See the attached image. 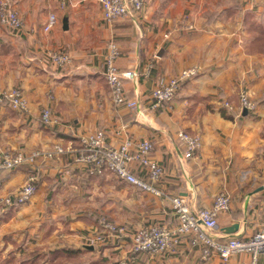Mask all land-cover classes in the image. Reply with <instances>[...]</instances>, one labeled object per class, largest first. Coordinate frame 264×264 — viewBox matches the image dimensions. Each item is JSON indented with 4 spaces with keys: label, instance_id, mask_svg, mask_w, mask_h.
I'll return each mask as SVG.
<instances>
[{
    "label": "crops",
    "instance_id": "obj_1",
    "mask_svg": "<svg viewBox=\"0 0 264 264\" xmlns=\"http://www.w3.org/2000/svg\"><path fill=\"white\" fill-rule=\"evenodd\" d=\"M11 1L25 28L16 33L0 25V90H22L29 111L0 105V160L5 151L30 154L50 151L57 144L73 151L53 160L39 158L34 168L23 165L1 181L0 196H5L26 182L29 170L36 173L38 191L16 210L12 220L26 206L58 210L55 223L49 219L41 226L46 233L37 247L89 249L84 255L98 258L103 254L126 261L128 239L137 231L178 225L173 198L183 197L191 208L201 210L211 208L222 192L231 196V204L217 217V237L246 240L260 230L264 214V37L256 40V32L264 34V0H152L135 19L113 24L103 20L98 0ZM51 14L58 21L45 32ZM112 41L121 51L118 69H135L139 74L137 80L125 82L126 96L140 102L137 109L116 105L106 84L105 58ZM50 51L70 54L72 65L55 67ZM193 67L200 73L181 83L174 101L152 109L158 81ZM243 88L257 104V111L239 115L224 110V101L239 106ZM46 108L58 124L43 126L41 115ZM99 130L105 131L110 147H119L126 139L152 141V157L164 169L157 185L161 196L111 173L89 175L75 163L81 137ZM180 131L201 137L202 147L192 158L184 157L185 147L177 136ZM133 172L150 181L146 169L136 166ZM95 217L124 227L127 237L114 241L118 243L114 248H87L86 237ZM4 224L8 223L0 226ZM235 224L239 225L235 234L222 232ZM23 235L19 243L33 238ZM248 260L247 255H235L224 262L217 253L205 258L203 249L192 247L185 238L165 254L141 253L135 264H241Z\"/></svg>",
    "mask_w": 264,
    "mask_h": 264
},
{
    "label": "built area",
    "instance_id": "obj_2",
    "mask_svg": "<svg viewBox=\"0 0 264 264\" xmlns=\"http://www.w3.org/2000/svg\"><path fill=\"white\" fill-rule=\"evenodd\" d=\"M152 0H98L102 7V18L107 24H113L117 20L135 19L141 14L147 4ZM253 3L256 0H247ZM57 15L51 14L44 26L45 32H50L57 24ZM0 25L16 33L24 31L25 23L11 0H0ZM51 63L57 68H68L73 63V57L68 53L50 51L48 53ZM121 53L115 42H110L105 58V81L111 92L113 102L118 105H126L128 108L137 109L140 102L137 98H128L125 92V82L135 81L139 74L134 70L121 72L117 67V61ZM200 73L198 67L189 68L177 77H162L152 93L155 109L163 103H172L177 96L181 83L197 76ZM0 105H9L13 110L26 113L29 111V101L19 88L0 90ZM221 107L230 112L254 113L257 104L253 101L249 92L242 89L239 93V106L229 101L221 103ZM41 121L45 126H54L58 120L50 109L43 110ZM179 142L185 147V158H192L202 147L200 136H192L180 131ZM154 145L152 141L145 140L135 142L126 139L119 147H110L106 143V133L99 130L93 134L81 137L80 150L75 157V163L84 167L90 175L102 176L111 173L119 179L126 181L148 193L161 196L157 188L164 174L163 167L152 157ZM72 153L70 148L55 145L50 151L35 150L30 154L21 151H5L0 160V172H12L23 165L35 166L36 160L43 158L53 160L55 157ZM136 166L146 169L149 182H146L134 174ZM37 177L30 175L26 182L14 193L0 196V214L14 205L29 203L38 191ZM2 183L0 181V189ZM231 196L227 192L220 193L211 208L194 210L183 197L172 199V206L178 218V225L173 228L149 226L137 231L131 238L130 257L146 253L149 255H161L172 251L185 238H189L192 247L203 249V256L210 258L217 253L227 262L235 255H247L248 261L241 264H260V258L264 256V214L263 224L260 230L252 237L242 240L236 237L220 239L216 233L219 229L218 215L229 210ZM126 229L106 219H101L98 227H93L86 242L89 247H97L127 237ZM119 264H127L121 261Z\"/></svg>",
    "mask_w": 264,
    "mask_h": 264
},
{
    "label": "trees",
    "instance_id": "obj_3",
    "mask_svg": "<svg viewBox=\"0 0 264 264\" xmlns=\"http://www.w3.org/2000/svg\"><path fill=\"white\" fill-rule=\"evenodd\" d=\"M256 34H257L256 40H260V38L264 37V34H262V33L256 32ZM120 53H121V51H120ZM228 112H230V111H228ZM43 126H45V125L43 124ZM45 127H49V126H45ZM21 167H19L18 169H20ZM31 167L34 168V166H31ZM18 169H16V170H18ZM16 170H14L12 172L1 171L0 172V181H4V180L9 179L11 177V174L14 173ZM3 174H6V175L3 176ZM35 174L36 173L34 171L29 170V176L35 175ZM19 207H20L19 205H14V206L8 208L5 213L0 214V225L3 223H8L12 219L16 210ZM100 220H101L100 217H95L94 227L99 226ZM87 234L88 233H86L85 236H87ZM30 242L34 243L35 239L32 238L31 240H27V238H26L21 243L18 244L17 249L19 252H21L20 257H17L15 254L14 255L11 254L5 258H2L1 254H0V264H119L121 262V259L115 260L114 256L105 258V257H103V254L99 255L98 258L89 257L86 260V259H83L82 257L84 254H86V252L89 251V249H84V250L74 249L73 247H69V246L57 247V248L52 249V250H47V249H44L42 247L36 246V247H34V249L30 253L25 254L24 247ZM117 244H118L117 242L116 243L111 242V243H108L106 245H99V247L101 246L100 247L101 249L109 248V247L114 248ZM128 244L130 245V248H131V240L130 239H128ZM87 246L88 245H86V247ZM138 255H140V254H138ZM138 255H136L134 258H131L130 257V249H129L128 258L126 260L127 264H135L136 259L138 258Z\"/></svg>",
    "mask_w": 264,
    "mask_h": 264
},
{
    "label": "rangeland",
    "instance_id": "obj_4",
    "mask_svg": "<svg viewBox=\"0 0 264 264\" xmlns=\"http://www.w3.org/2000/svg\"><path fill=\"white\" fill-rule=\"evenodd\" d=\"M54 209H44L40 210L36 206H26L21 209V211L16 215V217L0 226V254L2 258L7 257L8 255H16L17 257L21 256V252L18 251L17 247L24 236V233H28L30 236L38 237L36 241L28 243L24 247L25 254L30 253L34 247L40 242V236L44 235L46 232H43L44 226L50 220H53L54 223L56 218H53L58 212ZM40 227V228H39ZM42 228V229H41ZM57 240V239H55ZM85 241V240H84ZM71 244V241H67ZM42 245V244H40ZM52 246H43L42 248L49 249ZM90 255H84L83 259H88Z\"/></svg>",
    "mask_w": 264,
    "mask_h": 264
},
{
    "label": "water",
    "instance_id": "obj_5",
    "mask_svg": "<svg viewBox=\"0 0 264 264\" xmlns=\"http://www.w3.org/2000/svg\"><path fill=\"white\" fill-rule=\"evenodd\" d=\"M246 113L247 112L245 111V114ZM238 229H239V225L238 224H235V225H232L230 227H227V228L222 229V232L224 234H226V235H233V234H235L238 231Z\"/></svg>",
    "mask_w": 264,
    "mask_h": 264
}]
</instances>
